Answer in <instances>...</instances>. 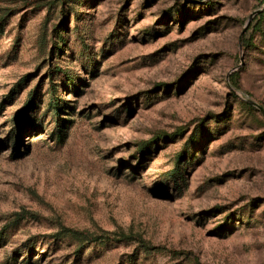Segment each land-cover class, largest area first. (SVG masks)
<instances>
[{
	"label": "rangeland",
	"instance_id": "1",
	"mask_svg": "<svg viewBox=\"0 0 264 264\" xmlns=\"http://www.w3.org/2000/svg\"><path fill=\"white\" fill-rule=\"evenodd\" d=\"M0 264H264V0H0Z\"/></svg>",
	"mask_w": 264,
	"mask_h": 264
},
{
	"label": "trees",
	"instance_id": "2",
	"mask_svg": "<svg viewBox=\"0 0 264 264\" xmlns=\"http://www.w3.org/2000/svg\"><path fill=\"white\" fill-rule=\"evenodd\" d=\"M84 234L85 235H89L88 233H84ZM88 238H90L92 241H101V242L113 239L111 236L108 235V233H104V234H101V235H98V236H90Z\"/></svg>",
	"mask_w": 264,
	"mask_h": 264
}]
</instances>
